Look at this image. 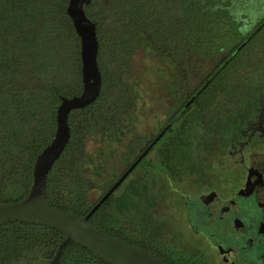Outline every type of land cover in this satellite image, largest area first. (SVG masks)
<instances>
[{
	"label": "trees",
	"instance_id": "obj_1",
	"mask_svg": "<svg viewBox=\"0 0 264 264\" xmlns=\"http://www.w3.org/2000/svg\"><path fill=\"white\" fill-rule=\"evenodd\" d=\"M249 1L92 0L86 12L97 25L102 90L93 104L70 114V142L48 176L53 206L85 216L99 201L91 202L88 197L91 182L87 173L94 160L87 141L94 133L119 138L135 128L137 97L125 76L139 48L172 60L183 76L188 68L216 60L223 52L220 62L231 69L218 72L204 92L209 88L214 96L219 90L220 97L236 100L237 107L231 112L237 114L239 107L251 105V97L264 98V80L258 82L257 76L264 79V33L251 46L264 29V17L250 34L245 32L248 38L238 36L244 22L237 15ZM68 4L69 0H0V203L21 201L29 195L36 159L55 137L62 97L83 90L81 39L67 14ZM243 79L252 85L253 94L239 87ZM188 129L183 127L164 143L161 161L148 166L147 175H136L118 193L146 163L143 159L91 216L90 223L148 250L163 253L155 247L162 245L178 253L177 242L171 244L163 227L156 225V189L160 186L154 184L164 175L177 178L193 171V139L185 133ZM137 146H129V156H136L128 158L129 167L141 155ZM64 239L61 231L42 224H0V264H51ZM187 254L183 257L190 260L192 254ZM195 258L202 260L193 253ZM59 264L110 263L72 241Z\"/></svg>",
	"mask_w": 264,
	"mask_h": 264
},
{
	"label": "flooded vegetation",
	"instance_id": "obj_2",
	"mask_svg": "<svg viewBox=\"0 0 264 264\" xmlns=\"http://www.w3.org/2000/svg\"><path fill=\"white\" fill-rule=\"evenodd\" d=\"M191 68L194 69L190 67L185 72L187 76ZM230 69L219 61L198 82L182 88L184 98L179 97L178 106L176 101L173 117L153 143L165 131L164 134L144 158L148 160L151 150L153 152L178 123V133L183 127L189 128L185 133L193 139L190 153L191 162L195 161L189 173L198 178L196 181L202 188L192 189L185 197V225L192 235L207 243L214 257L196 253L202 259L196 262L193 254L190 260L184 259L189 252L179 246L178 253L163 249L162 245L155 246L163 252L156 253L168 264H264V98L251 97V105L239 107L237 114L231 112L237 107L236 100L220 97L219 90L214 96L209 88L204 92L209 86L207 82L217 77L218 72ZM240 86L243 90L249 88V93L253 94L252 85L250 87L244 79ZM178 87L174 82L171 93H176ZM198 107L202 109L195 112ZM164 147L162 145L159 152ZM213 149L223 160L216 170L209 172L201 154ZM146 150L139 152L142 155ZM194 180L191 179V185Z\"/></svg>",
	"mask_w": 264,
	"mask_h": 264
},
{
	"label": "rangeland",
	"instance_id": "obj_3",
	"mask_svg": "<svg viewBox=\"0 0 264 264\" xmlns=\"http://www.w3.org/2000/svg\"><path fill=\"white\" fill-rule=\"evenodd\" d=\"M249 3L246 9L240 8L237 15V18L244 22L243 33L240 34L241 36L238 35L240 38H248L249 36L246 35L251 33L249 31L254 30L260 19L264 17V0H250ZM263 33L264 29L260 34L255 35L252 39V47L255 45L256 38H260ZM222 55L223 52L218 56V59H211V62L204 60V63L198 68L192 66L194 69L191 68L189 76L184 77L182 74L176 75L178 67L174 66L172 60L158 57L151 49L139 48L135 52L125 76L126 82L137 97L135 128L129 133L126 130L127 133L119 138H115V136L108 138L100 133H94L89 137L87 150L94 160V164L91 165L87 173L91 182L88 194L91 202L99 200L105 191L121 177L129 167L128 158L134 159L136 157L135 155L129 156V146L138 145L137 153L140 154L139 151L155 138L173 117L176 101L178 106L179 97L184 98L182 88L198 82L201 76L205 75L212 66L219 63ZM257 76L258 82L264 80L261 76ZM174 82H177L179 87L176 93L172 94L170 90ZM178 126H180L179 123L177 127L167 133L162 142L150 153L146 163L131 175L118 193L125 190V186L136 175H147L148 166L157 165L161 161L159 148L164 145L163 143L169 137L178 134ZM213 150H207L201 154L209 167V172L216 170L217 165L219 167L223 160L218 151ZM189 172L177 178L164 175L159 178V183L154 184L160 186L156 189L158 199L154 209L156 225L163 227L171 244L176 241L181 249L190 254L202 253L206 258L214 257V253L207 247V243L192 235L185 225L187 223L185 197L192 189L202 188L199 181H196L198 178ZM191 179H195L194 185H191Z\"/></svg>",
	"mask_w": 264,
	"mask_h": 264
},
{
	"label": "water",
	"instance_id": "obj_4",
	"mask_svg": "<svg viewBox=\"0 0 264 264\" xmlns=\"http://www.w3.org/2000/svg\"><path fill=\"white\" fill-rule=\"evenodd\" d=\"M91 2L92 0H69L67 7V14L72 19L76 32L81 39L83 90L79 95L62 97L57 111L55 137L36 159L34 182L29 195L21 201L0 203V224L10 222L36 223L61 231L65 235V239L59 245L51 264H59L64 249L72 241L87 248L95 256L110 264H168L156 252L140 245L131 244L120 236L102 231L89 221L91 216L145 158L165 131L124 172L87 215L82 216L55 207L51 204L48 197L47 183L49 173L70 142L71 127L69 119L71 112L93 104L100 96L102 90L103 78L98 61L100 43L97 25L88 17L86 12V7Z\"/></svg>",
	"mask_w": 264,
	"mask_h": 264
}]
</instances>
